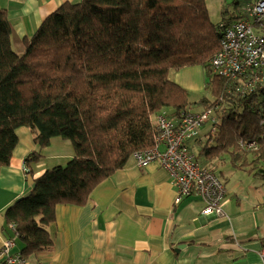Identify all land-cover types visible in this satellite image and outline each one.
I'll return each mask as SVG.
<instances>
[{
    "label": "trees",
    "instance_id": "16d2710c",
    "mask_svg": "<svg viewBox=\"0 0 264 264\" xmlns=\"http://www.w3.org/2000/svg\"><path fill=\"white\" fill-rule=\"evenodd\" d=\"M238 10L215 23L206 0L66 1L18 53L13 24L0 8V167L11 162L22 126L38 143L26 157L28 173L53 137L75 150L65 165L37 176L33 192L5 214L24 257L53 247L57 205H85L134 152L156 146L158 114L192 110L190 91L171 77L184 67L206 69L212 98L201 103L217 119L215 131L190 146L197 160L215 173L229 165L264 174V84L239 91L238 81L210 68L222 24L239 18ZM252 141L256 147L248 148Z\"/></svg>",
    "mask_w": 264,
    "mask_h": 264
},
{
    "label": "crops",
    "instance_id": "0c3cea01",
    "mask_svg": "<svg viewBox=\"0 0 264 264\" xmlns=\"http://www.w3.org/2000/svg\"><path fill=\"white\" fill-rule=\"evenodd\" d=\"M66 1L79 0H0L13 24V46L22 51L25 38ZM172 78L192 94L207 88V71L200 65L175 71ZM17 134L11 162L0 167V248L12 234L4 210L32 189L29 177L35 180L75 154L69 141L53 137L28 173L25 160L38 143L29 127L18 128ZM204 139L199 131L189 144L195 147ZM258 171L219 166L216 173L227 188L224 213L205 215L201 196L176 200L177 189L159 161L139 167L132 155L97 184L85 205H57L49 225L53 247L25 257V264H264V174ZM15 241L12 252L21 253L24 242Z\"/></svg>",
    "mask_w": 264,
    "mask_h": 264
},
{
    "label": "built area",
    "instance_id": "2783aa9c",
    "mask_svg": "<svg viewBox=\"0 0 264 264\" xmlns=\"http://www.w3.org/2000/svg\"><path fill=\"white\" fill-rule=\"evenodd\" d=\"M239 18L230 24L223 23L221 47L210 61L211 72L238 81L237 89L243 91L255 84H264V0H251L238 10ZM212 119V130L217 119L212 110L193 112L183 110L179 117L169 116L166 111L158 114V136L156 146L134 152L139 167L159 161L168 170L177 189V201L189 195L202 197L205 215H223L222 199L227 193L225 183L213 171L204 167L191 150L189 142L199 134V129ZM163 144L164 148H160ZM248 148L256 147L249 142ZM11 236L5 238L0 248V259L6 264H25L19 252H12L18 237L16 224H10ZM235 243L241 241L235 236ZM244 248V246L242 247ZM264 263V247L260 250Z\"/></svg>",
    "mask_w": 264,
    "mask_h": 264
},
{
    "label": "rangeland",
    "instance_id": "374dc122",
    "mask_svg": "<svg viewBox=\"0 0 264 264\" xmlns=\"http://www.w3.org/2000/svg\"><path fill=\"white\" fill-rule=\"evenodd\" d=\"M250 1L251 0H206V4L211 20L215 23H219L224 19H227L230 16L235 15L237 13V9H239L240 6L246 5ZM15 50L18 53H23L25 50V45L22 51H19L16 48ZM173 76H174V72H171V77ZM205 96L212 98L211 92L207 88L203 92H194V94L191 93L190 100L193 103L191 107L193 112L200 113L207 110L206 104L201 103V99ZM212 115H216L214 113V110H212ZM212 124L213 121L212 119H210L204 125L201 126L199 131L202 137H205V133L211 129ZM222 169L225 170L224 168Z\"/></svg>",
    "mask_w": 264,
    "mask_h": 264
},
{
    "label": "water",
    "instance_id": "95a60500",
    "mask_svg": "<svg viewBox=\"0 0 264 264\" xmlns=\"http://www.w3.org/2000/svg\"><path fill=\"white\" fill-rule=\"evenodd\" d=\"M29 183L32 185V189L25 193L23 196L19 197L18 199H16L13 203H11L5 210H4V214H6L8 212V210L10 208H12L17 202H19L20 200H22L23 198L28 197L32 192H33V188L35 187V180L32 177H29ZM179 246H184V244H180Z\"/></svg>",
    "mask_w": 264,
    "mask_h": 264
},
{
    "label": "bare ground",
    "instance_id": "6f19581e",
    "mask_svg": "<svg viewBox=\"0 0 264 264\" xmlns=\"http://www.w3.org/2000/svg\"><path fill=\"white\" fill-rule=\"evenodd\" d=\"M189 196H191V195H189Z\"/></svg>",
    "mask_w": 264,
    "mask_h": 264
}]
</instances>
